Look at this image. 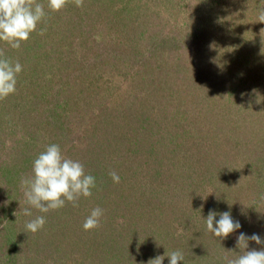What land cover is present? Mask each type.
Returning a JSON list of instances; mask_svg holds the SVG:
<instances>
[{
	"label": "trees",
	"instance_id": "obj_1",
	"mask_svg": "<svg viewBox=\"0 0 264 264\" xmlns=\"http://www.w3.org/2000/svg\"><path fill=\"white\" fill-rule=\"evenodd\" d=\"M46 1L37 0L38 3L45 6L46 16L37 25V30L31 33L30 38L23 42L19 49H13L6 42L0 41V49L3 50L4 57L13 62L19 61L23 66V70L17 75L15 93L0 100V110L5 108L1 117L4 115L8 117V122L4 121V127H0V264H36L33 261L39 257L38 254H41V257L37 261L44 263L47 258L63 257L66 253L73 252L72 249L78 245H80V251L83 250L81 251V260L77 264H144L146 258L151 260L156 256H164L163 264H168L169 258L164 255L165 252L177 250L184 255V260L179 261L178 264H222V257L225 254L230 257L241 254V251L236 247V242H232L235 233L220 240L206 230L204 219L209 214L208 209L198 213L196 217L192 216L195 213L193 214L191 211L186 212V216H180L183 219L187 217L191 221L189 223L186 219H181L183 224L181 226H175L171 223V218H174L173 213H176V209L179 208L178 205L183 202L185 180H189L186 183L188 188L193 179L194 181L199 178L202 179L203 175L209 173L210 169L212 172L225 170L224 173L228 174V177L224 179L225 183L214 185L215 192L236 187L234 175H231L230 172L232 169L235 172V168L227 162L229 155L225 152L226 147L231 144L226 142L225 138L229 132L232 134L234 131L239 132L242 125L239 124L238 119H234L229 113H224V118L222 116L228 122L226 128L223 123L220 124L219 130L208 129V126H203L199 128L198 132H192L194 140L189 144L175 143L177 139H181V132L188 131L186 129L176 127V130L174 129L170 133L166 124L158 125L162 130L159 129L160 133L157 134L158 132H155L154 128H141L143 132L138 134L139 138L150 139L149 146L155 151L157 148L158 150L163 148L160 152L157 151L159 153L157 163L148 161L146 169L124 168L120 165L122 157L119 156V159L112 161V163L117 164V167L115 170H110V167H106L103 161L94 159L98 161L94 165L96 171L91 175L100 185L92 190L91 201L87 197H80L83 200L87 199V202L82 201L83 204H81L79 200L78 206L73 207L71 203L66 201L64 207L50 210L48 213H41L32 208V216L24 215L23 208L28 206L19 204V201L24 198L20 188V178L26 176L27 171L31 173L33 160L45 150L46 145L56 144L65 137V129L68 130L66 123L68 122H63V116H59V119L58 116L54 115L56 113L59 115L67 114L69 101L66 100V96H70L73 91L72 79L80 78L82 75L84 79L81 84L84 85V81L88 79L85 78L88 72L87 66L100 64L106 58L107 63H112V61L116 62L113 64L121 63V55L115 50L116 43H121L124 47L129 44L142 43L146 48L147 56L143 55L139 62L132 51L125 50L123 56L127 61L130 59L131 64L138 62L140 70L148 80L152 68V71L159 70V81L166 83L162 86L170 95L173 93L172 91L177 90V78L185 75L177 70L178 59L175 61L173 59L171 62L173 66L170 67L169 73L165 69L170 63L169 61H172L169 57L170 52L178 49L181 44H185L186 47L189 46L187 44L190 40H195L199 33L198 29H195L198 26L197 23L199 24L203 17L209 16L208 12L203 13L207 1L199 0L197 3L199 4L198 13H195V25L193 28L190 25L187 28L188 34H185L181 39L171 32V34L161 36L160 32L154 30L150 24L152 22L151 17H149L150 14L139 22L140 20H136L137 18L131 20L130 16H126L129 13L124 11L122 12L123 15L120 14L113 19L112 24L116 31L110 35V38L106 39L103 33L98 35L102 29L99 22L106 21L105 17H101V13L107 9L104 6V0H84L83 7H76L73 0H69L60 11L49 10ZM208 4L209 10L213 4L210 1ZM251 5L253 9H257L258 4ZM110 6L113 8L115 5L111 3ZM225 9L221 8V10ZM136 10H139L138 7ZM136 10L134 11L137 12ZM215 11H211L212 18L216 17ZM113 13L116 14V12ZM74 18H76L75 23L80 24V30L77 27L78 34L89 39L93 44L91 49L82 46L84 50L77 52L76 47H80V43L75 42L77 39H70L67 44L63 40L66 37L65 31L72 24ZM229 28V30H221L219 34L230 39L235 26ZM41 29L44 30L43 35L38 34ZM138 31H141L144 36L146 33L144 43L141 42L143 40L141 37L138 38ZM122 37L125 41L122 40ZM169 50L170 52H168ZM140 70L137 71L140 72ZM177 73L180 75H176ZM152 78L150 76L151 80ZM88 81L87 84H90ZM76 92L79 93L80 90ZM208 98L203 95L199 97V100L205 101ZM169 99L172 100V97ZM192 99L187 101L188 112L199 117L200 113L197 112V108L200 101ZM175 102H179L178 98ZM229 103L238 107L242 101L237 102L234 98ZM170 104L172 103L168 105ZM259 104L252 106L257 115L255 119L250 120L252 112L250 109L248 112L250 114H246L247 120L242 127L254 129L251 139L264 138V108L260 107ZM181 105L186 106V103H181ZM174 109L178 110V106H175ZM102 110L105 115L110 112L106 107ZM100 115L99 112L98 117ZM108 116L109 114L106 115V117ZM125 116L131 122L136 121L130 112ZM137 118L138 121H141L140 125L144 126L146 123L144 121L147 119L142 121L139 117ZM41 129L48 130L51 143L44 142L43 145H38L40 136L44 138L45 134L42 133V135L37 136L32 131ZM143 142V140L140 141V144ZM154 143L159 144L155 145ZM146 148L147 146L143 151L146 152L150 147L147 150ZM149 155L151 154L146 156ZM166 156L170 157L165 159ZM253 164L256 165L255 160H253ZM176 167H179L180 171L175 170ZM246 168L247 165L245 168L240 167L241 172L239 173L237 167V174H235L237 185L240 180L239 177L242 179V183L244 182L241 183V186L249 183L250 180L246 179L245 181L244 178L247 176L246 172H249ZM100 169L106 170L107 173L101 176ZM152 169H154L153 172ZM110 171H115L122 181L133 182V185L147 179L148 187L146 188V184L144 185L142 191L145 194L140 196L144 202L139 199L136 200V196L133 194L127 195V191L123 194L121 181L114 183L109 176ZM137 178L139 180L136 182L135 179ZM179 178L184 179L180 181ZM255 179L253 185L261 190L264 189L262 187L264 174H256ZM132 193H136L134 189ZM116 200L120 204L119 207L115 205ZM226 200H220V203L217 201L213 210L217 213V220L220 213L228 211L236 203L233 200L230 207L222 210L221 206ZM96 207L104 210V214L100 218V226L85 231L82 227L84 220ZM238 208L243 207L238 205L236 210ZM115 212H120L118 213L120 217H116ZM181 214L183 213L180 212ZM230 214L232 216L231 212ZM41 215L46 220L43 228L36 233L27 231L25 223ZM194 217L195 221L192 224ZM262 221L252 234L264 238V223L262 224ZM105 225L108 226L107 230H104ZM252 234H248V236ZM87 240L90 242L89 244L86 243ZM87 247H91V252L88 255L85 254ZM261 247L264 245H257L254 241H249L248 250L253 248L260 250ZM32 252L35 254L32 255Z\"/></svg>",
	"mask_w": 264,
	"mask_h": 264
},
{
	"label": "rangeland",
	"instance_id": "obj_2",
	"mask_svg": "<svg viewBox=\"0 0 264 264\" xmlns=\"http://www.w3.org/2000/svg\"><path fill=\"white\" fill-rule=\"evenodd\" d=\"M206 1L203 13L208 12L209 16L203 17V20L199 18L201 21L199 24L197 23L198 26L195 28L199 32L196 39H191L187 47L185 44H181L173 52L168 51L171 53L169 57L172 61H169L170 63L165 67L167 72L169 73L170 67L173 66L171 64L173 59L174 61L178 59L177 70L185 74L177 78V90L172 91L173 93L170 95L166 93L164 86H162L166 83L159 81V70L152 71V68L150 73V76L153 77L152 80L150 76L149 80L145 77L138 63L143 55L147 56L144 44H129L124 47L121 43H116L115 50L121 55V63L113 64L114 61L107 63L106 58L100 64L87 66L88 72L85 78L88 79L84 81V85L81 84L84 79L82 75L80 78L72 79L73 91L70 96H66V100L69 101L68 108L66 107L67 114L59 115L56 113L54 115L63 116V122H68L66 123L68 130L65 129V137L56 144L60 146L66 157L80 161L84 165L86 174L96 171L94 165L98 160L94 159L103 161L106 167L109 166L110 170H115L117 164L112 163V161H115L119 156L122 157L120 165L124 168L146 169L148 161L157 163L158 152L163 148L159 150L157 148L155 151L149 146L150 139L139 138L138 134L143 132L141 128H154V131L158 132L157 134L162 130L158 125L166 124L170 133L176 127L183 128L188 131L181 132V139H177L175 143L189 144L194 140L192 132H198L199 128L203 126H208V129L219 130L220 124L223 123L226 128L228 122L223 119L224 113L231 114L242 125L239 132L234 131V134L229 132L225 138L226 142L231 144L226 147L225 152L229 155L227 162L235 168V172L233 169L230 172L231 175H234L236 187L215 192L214 185L225 183L224 179L228 177V174L224 173L225 170L212 172L210 169L209 173H205L202 179L199 178L200 180L196 181L193 179L188 188L186 183L189 180H185L183 202L178 205L179 208L176 209V213H173L174 218H171V223L175 226H181L183 225L181 219H186L188 223L191 222L187 217L185 219L180 218V216H186L188 211L195 213L192 216L196 217L198 213L200 214L207 209L213 211L217 201L220 203V200L227 199L221 206L224 210L230 207V203H233L234 200L236 203L228 211L232 213L233 220L239 221L241 224V228L236 230L235 235H233L232 242L235 243L240 232L246 235L252 234L262 220V224L264 223V189L261 190L253 185L256 174H264V138L251 139L254 129L242 128L243 123L247 120L246 114H250L248 113L250 109L252 111L250 120L257 116L252 106H257L260 103V107L264 108V23L256 21L259 9L264 8V0ZM208 1L213 4L209 10ZM198 2L199 0H104V6L107 9L101 13V17H105L106 21L99 22L102 29L98 35L103 33L106 39L110 38V35L116 31L112 24L113 19L120 14L123 15L122 12L125 11L129 13L126 16H130L131 20L137 18L136 20H140L139 22L150 14L149 17L152 20L150 24L154 30L160 32L161 36L171 32L182 39L185 34H188L187 28L190 25L193 28L195 25V13H198L199 8ZM111 3L115 5L113 8L110 6ZM251 4H258L257 9H253ZM136 7L139 9L138 11ZM221 8H226V11L221 10ZM213 10H217L214 12L216 13L215 18H212L211 15ZM75 22L76 18L65 31L66 37L63 40L67 44L70 39H77L75 42L80 43V47H76L77 52L84 50L82 46L91 49L93 44L82 34H78L77 27L80 30V24ZM233 25L235 30L232 31L230 39L219 34L221 30H229V27ZM119 27L116 28L119 29ZM141 31L137 32L138 38L141 37L143 39L141 42L144 43L146 33L144 36ZM122 40H124L123 37ZM125 50L134 52L138 62L131 64L130 59L127 61L123 56ZM138 69L140 72L137 71ZM180 73L176 75H180ZM87 80L90 84H87ZM77 90L80 92L77 93ZM203 95L209 98L205 101L199 100V97ZM170 97L173 101L169 99ZM177 98L178 103L175 102ZM190 98H193L194 101H200L197 108V112L200 113L199 117L188 112L187 101ZM234 98L237 102L242 101L238 107L229 103ZM169 103L172 104L168 105ZM181 103H186V106L181 105ZM175 106H178V110L174 109ZM104 107L110 110L109 113H106V115L109 114L108 117L102 110ZM4 111L5 108L0 110V127H4V121L8 122L6 115L1 117ZM99 112L101 113L100 117H98ZM129 112L133 114L136 121L128 120L125 114L128 115ZM137 117L142 121L147 119L144 121L146 122L144 126L140 125L141 121H138ZM168 119L171 120L167 121ZM36 131H32V133L37 136L42 135V133L45 134L44 138L40 136L39 140L37 139L38 145H43L44 142L51 143L50 133L48 134L47 129ZM142 140L144 142L140 144ZM146 146V150L150 148L145 152L143 150ZM162 147L164 146L162 145ZM166 150L169 149L166 148ZM147 154L151 155L147 157ZM168 157L170 156L164 158L167 159ZM253 160L256 161V165L253 164ZM246 165L249 172L244 169L247 175L244 178L245 181L246 179L250 181L247 185L241 186L244 182L242 183V179L239 177L240 180L237 185L236 169L238 167L240 173L239 168H245ZM207 166L209 165L207 164ZM153 167L155 166L153 165ZM179 167H176L175 170L180 171ZM153 171L154 169H152ZM100 173L102 176L107 171L100 169ZM28 174H30L29 171L26 172V176ZM183 179L179 178L180 181ZM135 180L137 182L139 179ZM120 181L123 194L127 191V195L133 194L136 196V200L139 199L144 202L140 196L145 194L142 191L144 185L146 184V188L148 187L147 179L137 185H133V182L129 183L127 180L122 181L120 179ZM99 185V182L96 181V187ZM262 187L264 188V185ZM95 188L93 189L95 190ZM133 189L136 193H132ZM146 191L150 195L148 189ZM91 197L92 195L87 199L91 201ZM243 198L244 200H242ZM87 199L79 200L83 204L82 201L87 202ZM115 205L120 206L117 200ZM238 205L243 208L236 210ZM180 212L183 214L180 215ZM118 213L120 212H115L116 217H120ZM148 213L151 214V212ZM107 229L108 226L105 225L104 230ZM86 243L89 244L90 242L87 240ZM87 248L86 255L91 252V247ZM72 250L73 252L66 253L63 257L47 258L44 263L37 261L41 257V254H38L39 257L35 258L33 262L36 264H77L81 260L83 249L80 251V245H78ZM34 254L35 252H32V255ZM148 262L149 259L146 258L143 263L148 264Z\"/></svg>",
	"mask_w": 264,
	"mask_h": 264
},
{
	"label": "clouds",
	"instance_id": "obj_3",
	"mask_svg": "<svg viewBox=\"0 0 264 264\" xmlns=\"http://www.w3.org/2000/svg\"><path fill=\"white\" fill-rule=\"evenodd\" d=\"M68 2L69 0H47V8L60 11ZM73 2L76 7H83L84 0ZM45 16V6L37 0H0V41L6 42L13 49H19L30 38L31 33L37 30V25ZM256 21L264 23V8L259 9ZM43 32L41 29L38 34L43 35ZM22 70L23 66L19 61L13 62L5 58L3 50L0 49V100L15 93L17 75ZM109 176L114 183L120 182L115 171H110ZM95 187V177L85 174L84 165L80 161L66 157L58 144H49L33 160L31 173L20 178L24 198L19 204L28 206L23 208L25 216H32V208L41 213L60 209L65 206L66 201L77 207L80 197H90ZM103 214L102 208H93L84 220L83 229L89 231L99 227ZM216 215V212L210 210L204 219L206 230L216 238L225 239L241 228L240 222L234 221L229 211L220 213L218 220ZM45 223L44 216H36L25 223V229L36 233ZM249 241L264 245V238L260 235L248 236L240 232L236 247L241 254L234 257L225 254L222 264H264V247L260 250H248ZM164 255L169 258L168 264H178L184 260L183 253L178 250L165 252ZM163 260L164 256H157L149 260L148 264H163Z\"/></svg>",
	"mask_w": 264,
	"mask_h": 264
}]
</instances>
